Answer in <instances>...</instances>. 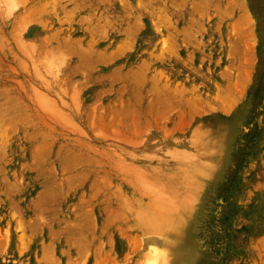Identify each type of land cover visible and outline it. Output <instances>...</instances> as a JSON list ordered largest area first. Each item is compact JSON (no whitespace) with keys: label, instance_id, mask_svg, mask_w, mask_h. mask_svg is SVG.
<instances>
[{"label":"rangeland","instance_id":"1","mask_svg":"<svg viewBox=\"0 0 264 264\" xmlns=\"http://www.w3.org/2000/svg\"><path fill=\"white\" fill-rule=\"evenodd\" d=\"M0 264H264V0H0Z\"/></svg>","mask_w":264,"mask_h":264},{"label":"bare ground","instance_id":"2","mask_svg":"<svg viewBox=\"0 0 264 264\" xmlns=\"http://www.w3.org/2000/svg\"><path fill=\"white\" fill-rule=\"evenodd\" d=\"M44 7V6H43ZM46 7V6H45ZM41 8V7H40ZM25 9V8H24ZM27 10V9H26ZM49 10V9H48ZM34 13V12H33ZM50 13V12H49ZM67 13V12H66ZM52 14V13H51ZM29 15V11H28V14L27 15H25V16H28ZM47 15V14H46ZM23 16H24V14H23ZM23 16H21L22 17V19H24V17ZM30 16H31V13H30ZM29 16V17H30ZM17 17H19V16H17ZM29 17H28V19H29ZM32 19V18H31ZM31 19H29V20H31ZM18 20V19H17ZM26 20V19H25ZM24 20V21H25ZM45 23V22H44ZM41 24H42V22H41ZM89 31V30H88ZM67 39V38H66ZM62 40V39H61ZM64 41H66V40H64ZM74 42V41H73ZM63 43V42H62ZM65 43V42H64ZM57 45V44H56ZM55 45V46H56ZM64 45V44H63ZM69 45V44H68ZM71 45V44H70ZM56 48V47H55ZM58 48V47H57ZM63 48V47H62ZM68 48V47H67ZM70 48V47H69ZM72 48H73V46H72ZM81 49V48H80ZM83 49H85L84 47L80 50V51H82ZM60 50V49H59ZM66 50H69V49H66ZM86 51V50H85ZM84 52V51H83ZM87 52V51H86ZM85 52V53H86ZM83 56H85V55H83ZM85 58V57H84Z\"/></svg>","mask_w":264,"mask_h":264}]
</instances>
